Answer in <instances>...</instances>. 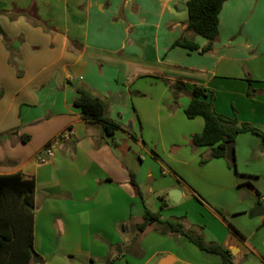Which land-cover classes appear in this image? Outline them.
I'll return each instance as SVG.
<instances>
[{
    "label": "crops",
    "instance_id": "1",
    "mask_svg": "<svg viewBox=\"0 0 264 264\" xmlns=\"http://www.w3.org/2000/svg\"><path fill=\"white\" fill-rule=\"evenodd\" d=\"M188 1L0 0L17 64L0 36V174L35 180L30 264H264V215L250 212L264 205V185L251 183L264 178L263 139L236 138L256 168L234 171L193 143L205 120L185 112L198 86L220 113L264 130V0H226L208 51L187 30ZM185 35L201 48L174 45ZM79 88L107 102L113 134L74 104ZM147 208L164 220L140 231ZM173 217L231 262L173 231Z\"/></svg>",
    "mask_w": 264,
    "mask_h": 264
},
{
    "label": "trees",
    "instance_id": "2",
    "mask_svg": "<svg viewBox=\"0 0 264 264\" xmlns=\"http://www.w3.org/2000/svg\"><path fill=\"white\" fill-rule=\"evenodd\" d=\"M226 0H189L186 4L188 10L187 30L195 35L202 36L208 43L202 47L204 51L213 48L219 36V15ZM41 20L37 19V23ZM0 36L5 37V43L11 51L10 63L14 61L16 51L11 39L5 34L0 21ZM174 45H181L191 50L201 48L200 44L186 35L177 40ZM179 90L180 83L175 84ZM1 95V93H0ZM74 104L82 109L84 115L105 123L107 131L113 134L119 126L108 118V104L99 96L79 88ZM185 112L189 118L202 116L205 127L201 133L193 135V143L198 147H211L212 158H228L227 142L235 141L243 133L251 132L259 135L264 141V130L247 123L240 122L237 117H229L220 113L214 104L213 96L204 88L196 86ZM236 167L234 155L230 158ZM206 159L202 160L204 163ZM231 163L229 165L232 166ZM160 212L146 209L144 220L138 225L143 231L152 222H161ZM171 229L187 236L200 249L219 254L225 263H230L229 251L221 244L206 240L202 227H186L180 217L168 219ZM34 223H35V180L27 178L21 172L0 174V264H30L37 256L34 249Z\"/></svg>",
    "mask_w": 264,
    "mask_h": 264
},
{
    "label": "rangeland",
    "instance_id": "3",
    "mask_svg": "<svg viewBox=\"0 0 264 264\" xmlns=\"http://www.w3.org/2000/svg\"><path fill=\"white\" fill-rule=\"evenodd\" d=\"M243 137V136H242ZM242 138H240V143H239V147L237 148L236 147V142H237V140H235V160H234V162L233 163H236V168H237V171L238 170H255V168H256V163H254V160L251 158V156L249 155V151L247 150V148L245 149V151H244V154L242 153V145H241V143H242V140H241ZM237 151H238V153H237ZM203 159H205V158H201V160H200V163L201 164H205V163H202V160ZM226 159V161L228 162V163H231L232 164V160L230 159V157H228V158H225ZM231 166V165H230ZM232 168H233V170L234 171H236V169H235V166H233V164H232V166H231ZM247 178H245V177H243L242 178V181L243 180H246ZM252 180H251V183L256 187V184H262V185H264V178H261V179H258V178H256V176H254L253 178H251ZM250 190H251V188H250ZM253 191V195L255 196V193H256V190L255 189H253L252 190ZM262 192V195H264V190H262L261 191ZM256 204H258V201L256 202ZM246 206H248L247 204H246ZM254 206V205H253ZM256 206V205H255ZM251 213H252V211H250ZM248 218H246L247 219V221H248V219L250 220V219H258V218H249V216H247Z\"/></svg>",
    "mask_w": 264,
    "mask_h": 264
},
{
    "label": "built area",
    "instance_id": "4",
    "mask_svg": "<svg viewBox=\"0 0 264 264\" xmlns=\"http://www.w3.org/2000/svg\"><path fill=\"white\" fill-rule=\"evenodd\" d=\"M72 136L73 132L70 128L63 130L37 154V160L41 163L48 162L52 157L56 155V150L59 144L65 140L71 139ZM259 198L264 203V195L259 194Z\"/></svg>",
    "mask_w": 264,
    "mask_h": 264
},
{
    "label": "water",
    "instance_id": "5",
    "mask_svg": "<svg viewBox=\"0 0 264 264\" xmlns=\"http://www.w3.org/2000/svg\"><path fill=\"white\" fill-rule=\"evenodd\" d=\"M178 7L180 9H185L186 5L180 2L178 4ZM234 152H235V141L232 140V141L227 142V156L231 158L234 155ZM176 193H177V190H173L170 192V196L174 201H177V198L175 197V195H177ZM252 215L254 216L264 215V205H258L256 209L252 212Z\"/></svg>",
    "mask_w": 264,
    "mask_h": 264
}]
</instances>
